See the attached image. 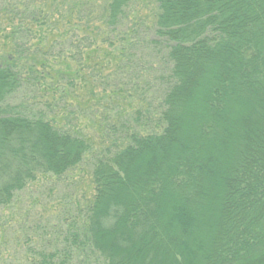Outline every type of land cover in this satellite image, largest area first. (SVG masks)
<instances>
[{
    "label": "trees",
    "instance_id": "obj_1",
    "mask_svg": "<svg viewBox=\"0 0 264 264\" xmlns=\"http://www.w3.org/2000/svg\"><path fill=\"white\" fill-rule=\"evenodd\" d=\"M65 3L52 11L62 28L52 43L25 47L15 36L31 28L18 24L2 45L0 208L40 176L65 175L91 150L49 116L46 97L56 93L55 107L67 110L69 99L79 101L76 81L91 92L105 69L106 79L120 70L131 79L102 89L97 101L131 105L152 95L153 81L135 63L144 22H126L135 18L133 0ZM155 5L142 30L165 43L157 111L131 109L103 127L110 143L92 158L94 193L62 243L39 251L35 264H86L95 254L102 264H264V0ZM27 16L50 22L40 9ZM20 89L38 101L9 102Z\"/></svg>",
    "mask_w": 264,
    "mask_h": 264
},
{
    "label": "rangeland",
    "instance_id": "obj_2",
    "mask_svg": "<svg viewBox=\"0 0 264 264\" xmlns=\"http://www.w3.org/2000/svg\"><path fill=\"white\" fill-rule=\"evenodd\" d=\"M58 1L0 0V53L8 49V47L3 49L2 45L3 43L11 44L10 31L18 24H21L23 28H31L30 32L18 33L15 36L17 42L22 43L25 47L33 46L38 40L45 45L52 43L56 34L62 30L59 28V24L54 22L55 10L52 14ZM64 1L66 5H72L78 0ZM95 5L98 4L95 3ZM155 7V0H133L131 9L135 18L131 20L129 17V21L126 20L127 26L133 22L136 23V26H138L137 23L144 22L142 23L143 28L145 25H149L152 22ZM32 8L40 9L42 15L45 14L49 17L50 22L44 26H39V23L32 24L27 16ZM94 11L98 15L99 7L94 8ZM41 21L39 22L41 23ZM48 26H52L53 31H50ZM143 28H140L141 31L138 35L139 46L143 48V55L141 60L136 59L135 63L143 69L140 72L141 78L144 81L146 79L153 81L154 87L151 96L143 101L131 100V105H127L121 100L118 102L119 105L116 101L112 103L97 101L102 96L100 93L102 89L109 92L108 90L123 86L126 80L131 79L121 70L116 71L115 74L106 79L104 76L110 70L105 69L100 71L99 80H91L95 82L91 92L89 88H85L83 82L76 81L75 94L81 102L72 98L69 99L70 103L66 105L67 110L55 107V105L59 107L62 105L57 104L56 93H54L55 100L46 97L48 101H52L49 116L55 117L54 120L57 125L66 126L83 135L90 143L91 150L78 166L65 175L61 177L40 176L37 181L28 184L23 190L17 192L8 206L0 208V264H35V261L39 259V251L49 252L57 247L59 242L62 243L63 232L72 221L78 222L80 220L81 217L75 218V216L85 209L94 193L91 181L92 158L95 153L100 152V149L105 148L110 143L109 136L111 134L107 131L104 134L103 127L107 125L110 128V124L112 125L118 116H123L126 111L128 114L131 113V109L147 110L148 115L151 114L150 116L154 112L156 113L158 90L167 82L169 65L165 57V43L162 41L156 43L154 38L145 39L146 33L142 30ZM6 37L8 38L6 39ZM101 59L103 58L99 60ZM134 74L139 75V73ZM36 94L37 97L40 96L38 93ZM33 97H35L33 91L20 89L9 99V102L31 106L38 101V98L33 100ZM133 117L134 115L131 114L130 119ZM144 121L145 118H142V123ZM91 256H88L89 259L86 264H102V260L97 254Z\"/></svg>",
    "mask_w": 264,
    "mask_h": 264
}]
</instances>
